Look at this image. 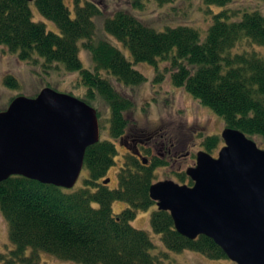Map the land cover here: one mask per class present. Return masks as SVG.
Masks as SVG:
<instances>
[{"label":"trees","instance_id":"16d2710c","mask_svg":"<svg viewBox=\"0 0 264 264\" xmlns=\"http://www.w3.org/2000/svg\"><path fill=\"white\" fill-rule=\"evenodd\" d=\"M231 1L203 0L206 6L218 8ZM156 2L164 5L172 0ZM30 4L55 24L58 33L33 21ZM131 5L143 7L141 0H132ZM101 6L100 1L81 4L74 0L72 15L64 0H0V46L21 61L37 55L48 67L62 63L67 72L78 73L79 82L87 89L81 100L90 105L99 96L107 104L110 137L86 149L83 168L88 178L80 189L68 190L21 176L0 183V212L14 246L10 252L0 253V264H47L40 253L75 264H176L167 253H154L156 246L148 233L131 226L139 212L155 205L149 188L155 183L156 168L166 167L167 162L153 157L143 165L129 153L117 173V186L111 189L103 184L118 156L115 141L130 127L135 103L102 73L124 86L137 87L146 79L118 48L104 40L94 43L93 19L103 13ZM211 15L205 37L189 26L157 31L124 10L105 19L104 31L122 44L135 64L145 63L154 69L153 83L160 84L169 76L173 86L220 116L226 127L264 143V14L244 13L239 21L232 20L237 12L221 10ZM80 48L90 52L93 71L83 67ZM4 83L19 87L11 75ZM219 144L218 136H209L202 147L213 153ZM144 152L150 153L149 149ZM177 177L180 184H193L185 173ZM114 202L127 207L115 214ZM150 224L169 252L188 250L212 260L226 259L210 238L181 236L169 212L156 208Z\"/></svg>","mask_w":264,"mask_h":264},{"label":"water","instance_id":"95a60500","mask_svg":"<svg viewBox=\"0 0 264 264\" xmlns=\"http://www.w3.org/2000/svg\"><path fill=\"white\" fill-rule=\"evenodd\" d=\"M221 139L217 158L199 151L186 169L193 185L158 181L150 199L169 212L181 236L210 238L235 264H264V150L234 128L226 127ZM99 140L97 111L83 100L50 88L16 97L0 112V183L21 176L70 190L86 149ZM133 144L123 145L146 165Z\"/></svg>","mask_w":264,"mask_h":264},{"label":"rangeland","instance_id":"374dc122","mask_svg":"<svg viewBox=\"0 0 264 264\" xmlns=\"http://www.w3.org/2000/svg\"><path fill=\"white\" fill-rule=\"evenodd\" d=\"M84 1L79 0L81 4ZM94 1H100L103 10L101 15L93 19L95 24L94 43L97 44L100 40H104L118 48L125 58L133 63V68L146 79L137 87L124 86L112 76L102 73L118 91L130 96L135 103L130 116L132 119L130 127L122 137L123 139L115 141L118 156L115 159V165L107 174V178L110 179L108 185L111 189L117 186V173L122 166L124 156L130 153L124 145L132 146V140L135 137L142 143L147 142V149L150 151L148 155L144 152L147 149L143 150L138 147L143 157L151 160L153 157L161 156L168 164L166 167L156 168L154 171L155 182L170 180L180 184L177 174L185 173L187 168L195 166L197 153L205 151L202 142L206 137L218 136L220 139L219 148L222 147L221 133L226 127L224 121L209 108L202 106L184 89L173 86L169 76L160 84L153 83L154 69L145 63L135 64L122 44L105 33L104 21L113 16L115 12L124 10L157 31L189 26L205 37L207 29L212 23V13L215 14L221 10L237 12L232 20L239 21L244 13L259 11L264 14V0H232L224 8L208 7L203 0H172L171 3L164 5L157 4L156 0H141L143 3L141 9H134L131 5L132 0ZM64 2L71 14L74 15V0H64ZM30 9L34 22H42L48 31L58 33L55 24L46 21L33 4H30ZM244 47L248 50L251 49L248 43H245ZM258 50L262 51L261 48ZM79 58L85 69L93 71L94 64L89 51L80 48ZM8 75L16 78L19 83L18 88H10L4 83V78ZM45 88L59 93H67L79 99H82L87 91L86 87L79 82L78 73L67 72L62 63H55L48 67L45 61L37 55L30 61H21L16 54H11L5 47L0 46V112L5 111L14 98L19 96L35 98ZM90 105L99 116L100 140H110L107 104L101 97L96 96ZM152 136L153 139L150 140ZM253 140L259 148L264 149V143L259 138ZM218 151L215 150L209 154L216 157ZM87 178L88 172L83 168L73 190L82 188L83 182ZM118 203L122 202H114L112 206L114 213L117 214L123 210L118 209ZM155 209L154 205L147 211L139 212L136 219L131 222L133 228L148 233L156 246L154 253H167L170 261L176 264H235L228 258L212 260L188 250L180 253L167 251L161 236L155 234L151 228V215ZM13 249L14 246L9 241L8 225L0 212V253H8ZM30 253L29 250L27 255ZM40 259L47 264H75L57 260L46 253H40Z\"/></svg>","mask_w":264,"mask_h":264},{"label":"flooded vegetation","instance_id":"af4514ba","mask_svg":"<svg viewBox=\"0 0 264 264\" xmlns=\"http://www.w3.org/2000/svg\"><path fill=\"white\" fill-rule=\"evenodd\" d=\"M153 139V136L150 138V140H152ZM133 143H136V145H137V150H138V152L142 155V153L140 152V150H139V148L138 147H140L141 149H143V150H145L146 148H148V146H147V142L146 143H142V141L140 140V139H138L137 137H135L133 140ZM132 147H134V144H132ZM131 153V152H130ZM132 154V153H131ZM133 156H135V155H133ZM137 157V156H136ZM159 158H161V156L159 157ZM161 159H163V158H161Z\"/></svg>","mask_w":264,"mask_h":264},{"label":"crops","instance_id":"0c3cea01","mask_svg":"<svg viewBox=\"0 0 264 264\" xmlns=\"http://www.w3.org/2000/svg\"><path fill=\"white\" fill-rule=\"evenodd\" d=\"M118 209H125L127 207V205L125 203H118ZM117 214V213H115Z\"/></svg>","mask_w":264,"mask_h":264}]
</instances>
